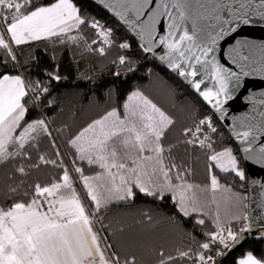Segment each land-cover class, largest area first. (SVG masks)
I'll return each instance as SVG.
<instances>
[{
  "label": "snow or ice",
  "instance_id": "1",
  "mask_svg": "<svg viewBox=\"0 0 264 264\" xmlns=\"http://www.w3.org/2000/svg\"><path fill=\"white\" fill-rule=\"evenodd\" d=\"M91 2L131 40L117 42L114 29L75 0H0V167L8 168L0 185V264H140L133 249L148 248L147 241L134 234L112 242L108 217L114 205H133L138 196L157 207L169 204L170 214L160 215L182 233L172 251L152 250L153 264H224L218 257L249 239L264 241V181L246 172L248 165L264 170V91L259 99L248 91L247 111L231 115L227 139L217 127L228 122L246 78L264 79V39L246 34L264 29V0ZM41 42L74 47L81 59L119 50L110 67L77 74L81 99L103 107L75 131L66 123L55 129L67 131L66 152L48 115L59 107L53 82L67 79L55 55L52 70L41 73L45 79L20 71L16 48ZM133 42L143 62L129 55ZM143 69L150 80L158 79L157 69L168 73L202 105L187 109L189 122L173 138L177 118L141 84L129 83L143 80L136 75ZM43 140L51 155L41 152ZM201 157L199 183L194 163ZM41 166L54 174L26 182ZM245 184L258 188V196ZM153 220L149 210L136 223ZM235 264H264V252L246 251Z\"/></svg>",
  "mask_w": 264,
  "mask_h": 264
},
{
  "label": "trees",
  "instance_id": "2",
  "mask_svg": "<svg viewBox=\"0 0 264 264\" xmlns=\"http://www.w3.org/2000/svg\"><path fill=\"white\" fill-rule=\"evenodd\" d=\"M47 0H35L37 4L46 3ZM75 2L81 6L82 12L96 16L105 23L106 26L114 29V39L117 42L122 40H131V37L126 31L121 28L106 12L97 8L95 4L88 0H75ZM91 37L92 33L85 30ZM47 42H41L39 44L32 43L27 46H20L16 48L18 59L20 63L24 65L20 71H27L30 73L33 79H45L41 73L44 70H52L53 61L51 57L55 55V63L59 65V74L62 77H66V80H61L58 84L53 82L52 91L53 96L59 97V107L55 112L48 113L55 120V124L52 125L53 136L56 139L62 152H65L64 136L67 135V131L64 132L63 136L57 134L55 129L60 127L62 124H68L71 129L75 131L78 127L83 125L90 118L94 117L95 114L103 107V103L99 106H89L88 102L81 99L83 92L82 82L76 80L77 74L85 72L88 69H92L94 72H99L105 66L110 67L109 61L118 54V48L113 47L109 51L107 57L100 58L98 56H90L81 59L79 56V50L76 48H70L68 46H56L53 49L52 45H47ZM135 54V55H133ZM129 55H133V58L143 62V57L137 52L136 43L133 42L132 52ZM3 57V53L0 52V58ZM32 57H36V60H32ZM150 58V57H149ZM152 65H146L151 67ZM114 70V69H113ZM156 75L158 79H148L146 77V69L141 70L136 75L137 77L145 76L143 80L133 79L130 84L139 83L143 86L144 91L150 95L157 103L162 105L166 110L173 113L180 123L189 122V114L187 109L194 107L196 109H202V105L199 101L190 95L187 90L180 85L175 79L171 78L168 73L163 70L157 69ZM91 74V72L89 73ZM104 75H108V71L105 70ZM123 78V77H122ZM77 83L80 84L77 87ZM214 123H216L214 121ZM219 132L223 135L224 139L228 138V134L224 128L217 123ZM41 152H45L51 155L52 149L49 147V141L43 140L40 146ZM181 153L183 149H178ZM33 159H36V153H33ZM195 167V181L202 183L205 179V172L203 167V157L199 163H194ZM8 174V168L0 167V185L5 183ZM54 174V170L41 166L39 169H34L30 172V175L26 178V182H32L39 180L41 182L48 179ZM230 179V178H228ZM225 181L222 179L221 183ZM239 186V182H237ZM245 190L247 185L245 184ZM170 205L165 203L164 205L157 207L142 196H138L135 204L125 206L123 204L114 205L108 212L109 219L113 222V228L110 232L114 231L116 234L111 236L112 242H120L123 244L131 235H141L148 244V248L138 246L133 249L136 251L138 261L140 264H153L154 257L152 254L153 249H158L161 245L166 251H172L175 247H178L182 243V233L177 228L168 222L166 218L161 217L160 213L164 214V217L170 214ZM154 217L153 223L148 225L146 223L137 224V220H141V214L149 212ZM108 223V220L105 221ZM125 227L124 233L119 232L120 226ZM187 230V229H186ZM109 233H105L108 235ZM253 251L254 254L259 255L264 252V241L258 239H249L239 249L233 252L224 264H235L246 251ZM220 257H218L219 259Z\"/></svg>",
  "mask_w": 264,
  "mask_h": 264
},
{
  "label": "water",
  "instance_id": "3",
  "mask_svg": "<svg viewBox=\"0 0 264 264\" xmlns=\"http://www.w3.org/2000/svg\"><path fill=\"white\" fill-rule=\"evenodd\" d=\"M88 1L91 2V0H88ZM97 2H98V0H97ZM246 34L249 35V38H252V39H256V40L264 39V29H260L258 27L257 28L247 29L246 30ZM249 90H251L252 92L256 93L257 94V98L259 99V93L264 91V79H261L259 77L246 78L245 89L242 90V93L240 94V98L238 100H236L231 105V108L233 110L230 111L228 122L227 123L219 122V124L224 128V130L226 131L227 134H228L229 127L231 125V115H239L241 112L247 111L248 105H247V102L245 101L244 97L248 95V91ZM246 172L248 174H250L252 177H254L255 179L264 181V170L259 169L258 166L248 165V166H246ZM246 185H247L248 194L250 196H252V197H257L259 189L257 188V189H255V191H252L250 189V186L248 184H246ZM240 247L241 246H238L234 250H230L229 254L226 257H220L218 260H223L225 262L227 260V258L233 252H235L237 249H239Z\"/></svg>",
  "mask_w": 264,
  "mask_h": 264
},
{
  "label": "crops",
  "instance_id": "4",
  "mask_svg": "<svg viewBox=\"0 0 264 264\" xmlns=\"http://www.w3.org/2000/svg\"><path fill=\"white\" fill-rule=\"evenodd\" d=\"M179 125L177 124L176 125V128L175 129H173V132L172 133H170V138H173V137H175L177 134H178V132H179ZM65 148V147H64ZM65 152H66V148H65ZM221 195H223V194H221ZM241 258V257H240ZM239 259V258H238Z\"/></svg>",
  "mask_w": 264,
  "mask_h": 264
},
{
  "label": "rangeland",
  "instance_id": "5",
  "mask_svg": "<svg viewBox=\"0 0 264 264\" xmlns=\"http://www.w3.org/2000/svg\"><path fill=\"white\" fill-rule=\"evenodd\" d=\"M178 125H179V129H180L181 126L184 125V124H183V123H180V122L178 121Z\"/></svg>",
  "mask_w": 264,
  "mask_h": 264
}]
</instances>
